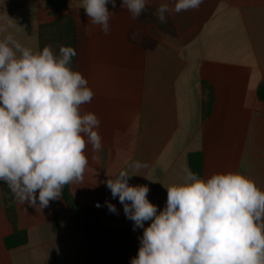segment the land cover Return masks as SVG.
I'll list each match as a JSON object with an SVG mask.
<instances>
[{"label":"crops","instance_id":"crops-1","mask_svg":"<svg viewBox=\"0 0 264 264\" xmlns=\"http://www.w3.org/2000/svg\"><path fill=\"white\" fill-rule=\"evenodd\" d=\"M121 2L106 5L115 13L108 35L89 22L81 0H68L61 14L75 21L73 69L94 93L91 102L81 105V114L99 118L96 130L102 137L99 160L91 159L87 145L83 181L68 184L69 192L108 229L129 228L128 239L117 235L116 243L130 264L143 229L133 231V222L103 181L121 169L133 174L131 161L148 163L129 184L147 185V198L158 210L165 206V187L183 181L190 153L202 156L200 178L239 172L264 190V101L258 96L264 85V0H203L198 9L172 13L164 23L155 15L161 0L147 6L153 8L151 16L135 20ZM7 16L18 26L9 31L34 51L69 46L64 24H56L58 15L50 13L46 0H0V24ZM131 28L156 45L131 44L126 38ZM4 35L0 32V39ZM5 187L0 181V264H89L90 241L62 196L40 211L13 195L14 225L7 216ZM105 200L116 213L108 211ZM95 202L102 206L94 207ZM21 230L27 231V243L8 249L5 237ZM93 258L99 264L100 255Z\"/></svg>","mask_w":264,"mask_h":264},{"label":"clouds","instance_id":"clouds-1","mask_svg":"<svg viewBox=\"0 0 264 264\" xmlns=\"http://www.w3.org/2000/svg\"><path fill=\"white\" fill-rule=\"evenodd\" d=\"M116 0H81L89 22L110 33L114 12L106 5ZM151 0H122L120 7L135 20ZM203 0H161L155 15L167 16L198 9ZM10 28H18L8 16L0 24V181L21 204L41 211L62 195L65 185L81 183L89 164L102 148L99 118L81 114V105L94 93L88 81L70 67L73 47L58 52L45 45L33 50L17 40ZM168 39V37H165ZM115 178L103 183L118 198L125 217L133 222L139 247L130 264H264V190L239 172L212 173L200 178L184 168L181 183L166 188L163 209L147 198V185H130L135 172L149 167L133 160ZM104 205L116 213L108 200ZM96 207L102 205L97 202ZM145 222H149L145 226Z\"/></svg>","mask_w":264,"mask_h":264},{"label":"trees","instance_id":"trees-1","mask_svg":"<svg viewBox=\"0 0 264 264\" xmlns=\"http://www.w3.org/2000/svg\"><path fill=\"white\" fill-rule=\"evenodd\" d=\"M46 4L50 13L52 15H58L56 19V24H64V31L68 39L69 46L73 47L74 51L77 46V36H76V26L73 17L70 14H61L68 7V0H46ZM153 8H147L141 15L151 16ZM127 40L136 47H141L144 49H151L156 45V41L140 32L135 28L129 29L126 35ZM76 64V55L72 58L71 68H74ZM259 99L264 101V85L261 84L258 89ZM189 168L197 173L199 176L202 174V156L200 153H190L188 155ZM5 200L7 203V216L9 221L15 225L16 223V211L13 205V194L9 188L5 187ZM63 199L67 203L68 209L79 225V227L84 231L88 237L91 245L92 256L102 255L105 257L106 264H127L124 256V250L117 245L116 236H123L126 240L129 235V228L118 229L112 231L101 224L96 215L88 207H80L72 198L69 192L68 185H65L62 189ZM28 241V234L26 230L15 231L11 235L5 237L4 242L8 249H12L18 246L26 244ZM110 246L115 254L116 263L110 260V254L106 249ZM90 257L88 259L89 264H94V258Z\"/></svg>","mask_w":264,"mask_h":264},{"label":"rangeland","instance_id":"rangeland-1","mask_svg":"<svg viewBox=\"0 0 264 264\" xmlns=\"http://www.w3.org/2000/svg\"><path fill=\"white\" fill-rule=\"evenodd\" d=\"M106 249L108 250V252H109V254H110V260H111L113 263H116V260H115V254H114L112 248H111L110 246H107ZM100 259H101V260H100L99 264H106V263H107L105 257L102 256L101 254H100Z\"/></svg>","mask_w":264,"mask_h":264},{"label":"built area","instance_id":"built-area-1","mask_svg":"<svg viewBox=\"0 0 264 264\" xmlns=\"http://www.w3.org/2000/svg\"><path fill=\"white\" fill-rule=\"evenodd\" d=\"M96 203H97V202L94 203V207H96V206H95ZM96 208H100V207H96Z\"/></svg>","mask_w":264,"mask_h":264}]
</instances>
